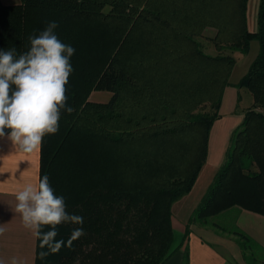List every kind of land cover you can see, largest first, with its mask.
Wrapping results in <instances>:
<instances>
[{
    "label": "trees",
    "instance_id": "16d2710c",
    "mask_svg": "<svg viewBox=\"0 0 264 264\" xmlns=\"http://www.w3.org/2000/svg\"><path fill=\"white\" fill-rule=\"evenodd\" d=\"M247 0H0V50L30 49L50 21L75 48L59 130L39 147L45 175L83 225L57 226L53 245L38 238L36 264H162L172 253L171 206L192 188L207 151L234 59L206 54L196 39L216 30L214 46L258 51L238 81L253 96L233 129L224 160L192 210L193 224L237 237L239 261L264 264V248L238 227L210 221L230 208L264 215V0L257 29L246 28ZM106 91V102L92 101ZM10 130L6 129L8 133ZM85 235L68 246L75 228ZM45 232L49 226H44ZM41 253H48L43 259ZM184 248L181 264H188Z\"/></svg>",
    "mask_w": 264,
    "mask_h": 264
},
{
    "label": "clouds",
    "instance_id": "9594fccd",
    "mask_svg": "<svg viewBox=\"0 0 264 264\" xmlns=\"http://www.w3.org/2000/svg\"><path fill=\"white\" fill-rule=\"evenodd\" d=\"M57 27V22L50 21L38 35L30 36V49L18 57L14 48L0 50V137L10 130L8 138L28 153L41 144L45 134L58 132L61 110H74L67 106L65 86L74 71L70 58L76 50L59 39ZM16 200L15 210L24 226L52 252L63 244L62 240L50 243L58 235L57 226L84 223L82 216L67 211L65 197L56 194L47 175L39 179L38 186H25ZM44 226H49L47 232ZM3 232L0 227V234ZM83 235V227L75 228L68 246ZM47 254L41 253V258ZM12 264H17L15 259Z\"/></svg>",
    "mask_w": 264,
    "mask_h": 264
},
{
    "label": "crops",
    "instance_id": "0c3cea01",
    "mask_svg": "<svg viewBox=\"0 0 264 264\" xmlns=\"http://www.w3.org/2000/svg\"><path fill=\"white\" fill-rule=\"evenodd\" d=\"M237 125L238 121L233 122L227 131L229 137L223 147L225 150L230 135ZM39 147L40 145L31 153L24 152L8 138L7 133L4 137H0V227L4 228V232L0 234V264H12L13 259L17 264H36L38 238L24 226L21 214L15 209L18 203L17 193L29 184L38 186ZM223 160V155H220L218 164ZM185 195L171 206V224L176 246L162 264H181L185 246L188 249V264H234L239 254H232L230 257L225 250L219 248L223 246L225 249H233V243L229 245L230 240L237 243V237L225 231L206 227L208 230H201L209 232L211 237H204L192 228L184 244L179 247L187 222L183 221L180 215L182 208L179 204ZM229 210L231 211L227 214L229 224L225 225L228 227L223 228L232 230L236 226L264 248V215L237 207L230 208L222 214Z\"/></svg>",
    "mask_w": 264,
    "mask_h": 264
},
{
    "label": "rangeland",
    "instance_id": "374dc122",
    "mask_svg": "<svg viewBox=\"0 0 264 264\" xmlns=\"http://www.w3.org/2000/svg\"><path fill=\"white\" fill-rule=\"evenodd\" d=\"M19 0H1L2 3L10 4L16 3ZM260 0H247L246 4V28L249 31H255L257 29V14ZM216 30L211 27L204 29L201 35L196 39L200 42L203 51L210 55H231L234 59L233 66L228 76L229 84L225 85L222 93V100L219 109L220 118L212 124L209 128V135L207 139V151L204 158L202 167L200 168L195 182L190 191L185 195L179 203L181 205V216L183 221H187L192 210L197 206L201 197L207 190L208 186L212 182L218 168L221 164H218L220 155H225L224 144L227 143V131L233 122L241 121L242 113L253 102V96L249 89L245 86H239L237 83L241 77L247 71L250 62L253 60L258 51V41L252 40L249 44L248 51L243 53L241 51L231 50L225 46L221 49H217L214 46L213 37H215ZM110 97V93L106 91H93L89 95V99L92 101L106 102ZM227 148V146H226ZM224 149V150H223ZM223 150V152H222ZM185 200V201H184ZM230 210L224 214H218L210 217V221L217 225L224 227L229 224L227 222V214H230ZM194 231L204 237H211L209 232H203L201 229L215 228L213 226H203L200 224L192 225ZM207 227V228H206ZM228 227V226H225ZM211 229V230H212ZM208 230V229H207ZM217 230V228H215ZM219 230V229H218ZM213 231V230H212ZM229 245L233 243V249H225L223 246L219 247L222 251L225 250L227 255L232 257V254H240L237 243L232 240L229 241ZM174 240L172 241L171 249L176 245ZM233 250V252H232ZM239 261V257L235 258Z\"/></svg>",
    "mask_w": 264,
    "mask_h": 264
}]
</instances>
